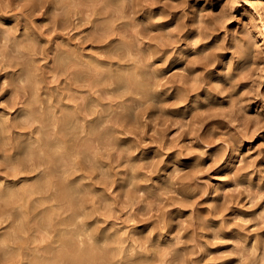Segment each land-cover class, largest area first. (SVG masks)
<instances>
[{"label": "clouds", "instance_id": "9594fccd", "mask_svg": "<svg viewBox=\"0 0 264 264\" xmlns=\"http://www.w3.org/2000/svg\"><path fill=\"white\" fill-rule=\"evenodd\" d=\"M0 264H264V0H0Z\"/></svg>", "mask_w": 264, "mask_h": 264}]
</instances>
